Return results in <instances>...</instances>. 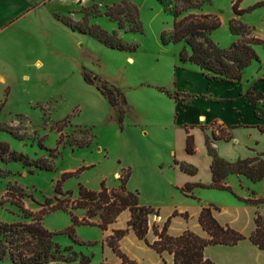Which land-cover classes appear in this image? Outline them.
Here are the masks:
<instances>
[{"label": "rangeland", "instance_id": "rangeland-1", "mask_svg": "<svg viewBox=\"0 0 264 264\" xmlns=\"http://www.w3.org/2000/svg\"><path fill=\"white\" fill-rule=\"evenodd\" d=\"M129 1L139 9L141 33L120 30L117 22L104 15L108 7L121 0H0V106L5 102L0 112V142L31 161L46 158L53 165L51 171H44L21 162L0 160V200L11 189L16 198L23 197L26 209L38 212L47 199L55 196L63 174L82 168L85 170L63 182L65 192L71 191L77 198L80 184L99 190L103 181L110 189H117L121 176L128 172V164L151 149L142 136L145 128L160 145L165 144L162 130L169 124L168 117L174 110L170 99L174 98L162 89L174 94L176 88L191 89L193 81L198 83L205 77L194 66L176 81L175 69L183 63L180 55L187 46L162 42V34L173 28V15L158 0ZM238 1L210 0L203 8L205 13L220 18L221 26L213 32L212 39L224 49L238 38L230 31L233 18L264 39V7L237 16L233 6ZM262 1L240 0L239 10ZM59 18L72 19L73 23L87 20L90 26L117 31L123 42L136 49L109 48L91 35L74 32ZM261 48L263 55L258 52ZM255 49L260 58L257 63L261 64L264 46ZM250 66L248 71H252ZM83 68L125 93L129 111L123 128L118 112L95 86L85 82ZM61 122L64 129L59 132L56 125ZM214 128L219 133V125ZM91 136L94 139L89 147H78ZM76 215L83 217L85 212L79 210ZM22 220L17 206H0L1 222L12 224ZM70 225L71 217L63 211L44 218V226L52 232L63 231ZM96 228H76L78 238L86 244H77L66 235L57 236L55 241L91 256L95 264L92 249L102 244ZM85 232L96 239L83 238ZM0 264L12 262L7 258Z\"/></svg>", "mask_w": 264, "mask_h": 264}, {"label": "trees", "instance_id": "trees-1", "mask_svg": "<svg viewBox=\"0 0 264 264\" xmlns=\"http://www.w3.org/2000/svg\"><path fill=\"white\" fill-rule=\"evenodd\" d=\"M158 1L164 6L165 11L174 17L172 30L162 34L163 44L184 43L188 49L185 48L181 52V61L198 66L210 81L241 82L244 71L253 62H260L255 47L264 46V39L255 36L252 28L237 18L231 19L229 23L230 31L238 37L230 48H221L212 39V34L220 28L221 21L217 15L203 11L204 6L210 3V0ZM239 1L233 6L237 16L264 7V1H262L246 10H239ZM97 14L100 12H96ZM104 15L117 22L120 30L130 33L143 31L139 9L129 0H121L120 3L108 7ZM59 20L74 32L91 35L109 48L121 51H134L136 49V47H130L123 42L117 31L108 32L99 26H90L87 20L77 23H73L72 19L62 20L59 18ZM82 74L85 82L95 86L110 106L118 112V122L123 128L126 114L129 111L125 93L119 87L94 75L86 68H83ZM162 91L176 100L186 101L189 98V96L181 97L178 93L172 94L164 89ZM245 97L249 98L253 105L264 101L262 93L252 90L248 91ZM4 106L5 102L1 104L0 112ZM256 115L264 121V112L261 109L256 111ZM56 126H58L57 130L62 132L64 122L58 123ZM260 130L264 132V128ZM212 136L215 141L230 142L233 139L231 131L221 125H219V133L213 127ZM93 139L94 136H91L88 141L78 144V147H89ZM213 140L207 137L206 141L209 155L213 158V182L210 185L187 184L181 189L183 193L192 196L190 192L194 186L233 193L226 182L229 175H242L255 183L264 182V153L230 162L218 155L212 145ZM59 143L61 144V140ZM187 152L189 154L195 153V142L192 135L187 138ZM0 160L4 163L21 162L26 167H34L44 171L53 169V165L48 159L31 161L26 155L12 151L9 144L4 142H0ZM176 164L180 165L181 170L189 175L197 173V169L193 166ZM83 170L85 168L75 173L63 174L62 179L56 185L55 196L47 199L38 212L26 209L23 197L16 198L11 189L2 196L0 206L4 207L6 203L17 206L22 212L23 220L12 224L0 221V262L9 258L12 264H93L91 256L78 253L72 247L64 248L55 241V238L66 235L77 244H86L76 234L78 226L98 227L102 231H107L109 226L115 223L126 210L131 213L129 229H132L139 239L144 240L158 254L163 255L166 252L171 254L174 257V264H211V261L204 256L206 247L233 246L246 239H249L260 249H264V216L257 215L256 229L250 237H246L230 226L221 225L214 217V210L218 209L214 205L203 206L199 219L209 238H202L192 231H186L178 237L171 236L168 232L170 222L167 221L163 228L157 224L153 225L157 240L150 243L147 239L150 230V218L152 215L158 216V211L152 207L141 205L139 192H132L128 189L127 184L131 177V169H128L126 175L121 176L119 188L110 189L105 181L101 183L99 190H92L80 184L78 197L75 198L73 192H65L62 189V184ZM239 199L255 205L264 204V198ZM79 210L85 212L83 217L76 215V211ZM57 211L68 213L71 217V225L63 231L52 232L44 226V218ZM129 229L115 231L106 241L114 253L123 260L124 264H135L122 253L119 246V242L128 234Z\"/></svg>", "mask_w": 264, "mask_h": 264}, {"label": "crops", "instance_id": "crops-1", "mask_svg": "<svg viewBox=\"0 0 264 264\" xmlns=\"http://www.w3.org/2000/svg\"><path fill=\"white\" fill-rule=\"evenodd\" d=\"M262 50L258 49L261 55ZM194 66L205 80L201 79L198 83L193 81L188 90L175 89L174 93L189 98L186 101L170 99L174 110L168 117L169 124L162 130L165 144L160 145L154 134L145 128L142 136L149 141L151 149L139 154L127 167L131 169L128 189L139 192L141 205L158 211V216L150 219L147 235L150 243L157 240L153 225L163 228L167 221L170 222L168 232L171 236L178 237L186 231H192L202 238H209L199 220L203 206L206 205L218 208L214 210V217L221 225L230 226L246 237H250L255 231L257 215L264 216V204L255 205L239 199H263L262 181L255 183L242 175H229L226 182L233 193L200 186L193 187L190 192L193 197L181 191L187 184L210 185L213 182V158L209 155L206 141L207 137L213 140L212 132L216 124L227 127L233 134L230 142L213 140L212 145L220 157L234 162L264 153V132L260 130L264 128V121L256 115L258 109L264 112V101L253 105L245 97L250 90L264 95V60L262 59L261 64L252 63V71L247 68L242 81L238 83L210 81L198 66L189 62L181 63L175 69L176 81L180 80L185 70ZM189 135L194 137V154L187 152ZM176 163L193 166L197 173L189 175ZM130 219L131 213L126 210L107 231L96 228L100 231L99 240L102 244L92 249L96 254L95 264H124L106 240L115 231L129 229ZM90 234L83 233V238L96 239ZM119 246L122 253L135 264H174L171 254H158L144 240L139 239L132 229L119 242ZM204 256L211 264H264V249H260L249 239L233 246H208L204 250Z\"/></svg>", "mask_w": 264, "mask_h": 264}]
</instances>
